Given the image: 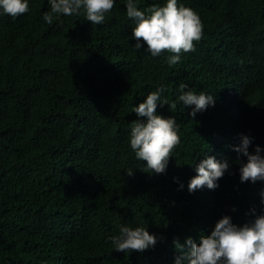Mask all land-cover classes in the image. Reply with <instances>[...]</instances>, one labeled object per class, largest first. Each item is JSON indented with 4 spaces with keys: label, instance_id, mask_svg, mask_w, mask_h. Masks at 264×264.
Returning a JSON list of instances; mask_svg holds the SVG:
<instances>
[{
    "label": "trees",
    "instance_id": "trees-1",
    "mask_svg": "<svg viewBox=\"0 0 264 264\" xmlns=\"http://www.w3.org/2000/svg\"><path fill=\"white\" fill-rule=\"evenodd\" d=\"M125 2L97 25L83 13L47 24L48 0L0 15V264H173L175 240L198 241L224 214L240 225L264 210V181H240L246 157L233 147L246 134L249 151L264 150V0H181L203 35L172 66L166 50L134 48ZM180 83L212 93L214 105L190 116ZM159 87L169 104L156 111L175 117L181 138L163 173L146 170L128 142L146 119L134 107ZM205 154L229 169L217 187L190 192ZM121 224L146 227L155 245L112 249Z\"/></svg>",
    "mask_w": 264,
    "mask_h": 264
},
{
    "label": "clouds",
    "instance_id": "clouds-1",
    "mask_svg": "<svg viewBox=\"0 0 264 264\" xmlns=\"http://www.w3.org/2000/svg\"><path fill=\"white\" fill-rule=\"evenodd\" d=\"M49 10L42 14L43 20L51 25L54 20L64 16L80 15L92 24H103L106 13H109L116 0H48ZM126 16L134 22L132 36L136 38L135 49L144 50L152 56L163 51L170 53L166 57L169 66L181 61V54L195 50L194 41L203 35V24L199 14L181 0H164L162 4L148 8L138 7V0H126ZM29 11V0H0V15L7 14L15 18ZM140 38H143L141 40ZM181 90L177 100L183 106H191L189 115L195 117L207 107L214 105L212 93L196 92L186 83H180ZM164 89L159 87L149 92L133 109L138 117L132 125L129 145L135 158L146 161L145 169L149 172L166 171L169 157L176 145L180 143L178 130L180 125L174 116H163L157 113V105L169 104L162 95ZM170 107H175V101ZM251 138L242 134L240 143L234 145L238 154L246 157L240 162L239 179L244 181H264V150L261 145H253L249 151ZM239 159V155H238ZM229 169L227 160L217 159L213 155H204L195 163L194 175L188 182V190L194 191L202 186L215 188L218 178ZM129 175L132 170H128ZM175 179V178H174ZM183 187L181 183L179 185ZM260 202L264 205V188L260 190ZM253 218L243 224H236L230 215H222L208 234L200 235L199 240L191 236L181 243L175 240V247L180 250L173 264H264V210L256 214L253 207ZM112 249L129 253L132 250L143 251L155 245L157 237L144 226L121 224L119 233L110 238Z\"/></svg>",
    "mask_w": 264,
    "mask_h": 264
}]
</instances>
